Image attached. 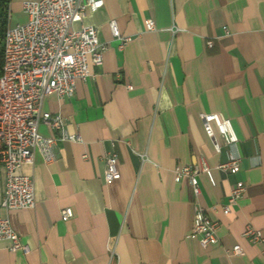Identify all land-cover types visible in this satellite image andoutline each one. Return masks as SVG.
<instances>
[{
    "label": "crops",
    "instance_id": "1",
    "mask_svg": "<svg viewBox=\"0 0 264 264\" xmlns=\"http://www.w3.org/2000/svg\"><path fill=\"white\" fill-rule=\"evenodd\" d=\"M28 1L38 0H10L13 27L27 22ZM101 1L75 28L99 30L104 65L77 82L73 97L49 95L42 107L81 141L59 142L51 164L37 151L22 167L36 205L0 216L31 252H12L2 240L0 264H264V246L243 237L249 227L264 232V0ZM148 19L154 31H146ZM111 21L128 39L122 48ZM211 114L231 120L239 138L236 175L217 168L234 148L215 130L222 152L215 150L202 120ZM40 131L55 135L45 125ZM108 151L122 175L111 185ZM195 164L208 166L215 182L200 174L198 197L187 179L176 182L178 168ZM240 181L247 191L225 215ZM4 188L2 171L0 204ZM197 205L219 224V243L207 249L193 236ZM237 245L244 255L227 253Z\"/></svg>",
    "mask_w": 264,
    "mask_h": 264
},
{
    "label": "built area",
    "instance_id": "2",
    "mask_svg": "<svg viewBox=\"0 0 264 264\" xmlns=\"http://www.w3.org/2000/svg\"><path fill=\"white\" fill-rule=\"evenodd\" d=\"M101 0H38L23 4L28 20L15 27L8 26L3 39V66L0 75V174L5 175V188L2 193L0 210L8 213L33 209L36 205L35 184L31 176L21 169L33 164L35 153L39 151L44 161H56L55 148L59 142H80L81 137L69 134L66 120L60 114L43 111L47 96L56 95L59 99L75 95L77 82L86 81L94 76L92 68L104 65V54L108 45L100 39L99 30L82 24L87 13L97 12L103 7ZM113 37L122 40L121 48L128 39L122 38L116 21L110 22ZM146 31H154L152 19L145 20ZM212 46V42L208 43ZM131 90L132 86H128ZM203 124L206 134L214 141L215 150L222 152L217 142L215 130L224 145L233 147L227 160L218 165V170L227 175L240 172L242 156L237 150L239 138L232 121L218 114L204 115ZM41 125L54 131L51 137L44 136ZM114 146V145H113ZM106 170L105 183L113 184L121 179L118 155L114 151L104 156ZM206 174L215 185L212 170L202 165L181 167L176 170V182L187 179L194 194L198 197L201 189L198 177ZM247 191L246 183L237 182L223 205V213L228 215ZM1 196V194H0ZM214 211L217 207H214ZM73 217L71 208L62 211V219ZM217 221L212 220L200 206L195 207L193 236L202 248L207 249L219 243ZM243 237L250 243L264 246V232L249 227ZM9 240L10 251L29 254V245L22 243L14 231L10 218L0 216V241ZM227 253L234 256L244 255L240 245Z\"/></svg>",
    "mask_w": 264,
    "mask_h": 264
},
{
    "label": "trees",
    "instance_id": "3",
    "mask_svg": "<svg viewBox=\"0 0 264 264\" xmlns=\"http://www.w3.org/2000/svg\"><path fill=\"white\" fill-rule=\"evenodd\" d=\"M9 4L10 0H0V75L3 66V39L9 24Z\"/></svg>",
    "mask_w": 264,
    "mask_h": 264
},
{
    "label": "rangeland",
    "instance_id": "4",
    "mask_svg": "<svg viewBox=\"0 0 264 264\" xmlns=\"http://www.w3.org/2000/svg\"><path fill=\"white\" fill-rule=\"evenodd\" d=\"M8 26H10V27H13L14 25L10 22V20H9V24H8ZM7 26V27H8ZM3 34H4V32H3ZM3 39V38H2ZM2 39H1V41H2Z\"/></svg>",
    "mask_w": 264,
    "mask_h": 264
}]
</instances>
